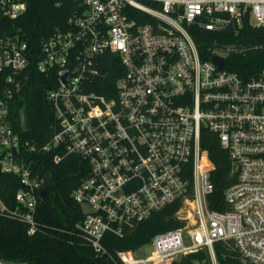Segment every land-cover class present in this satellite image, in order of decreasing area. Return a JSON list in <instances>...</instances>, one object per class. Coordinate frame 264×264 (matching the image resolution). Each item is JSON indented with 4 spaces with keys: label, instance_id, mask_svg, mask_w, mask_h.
Masks as SVG:
<instances>
[{
    "label": "built area",
    "instance_id": "obj_1",
    "mask_svg": "<svg viewBox=\"0 0 264 264\" xmlns=\"http://www.w3.org/2000/svg\"><path fill=\"white\" fill-rule=\"evenodd\" d=\"M26 6V0H0V20ZM245 21L264 25V0H79L65 25L41 40L36 60L19 33L1 35L0 171L19 177L11 213L27 232L37 229L45 179L21 150L50 154L55 163L76 154L87 172L72 197L89 211L75 228L97 254L108 255L105 233L123 237L171 206L179 225L118 250L121 264H172L199 250L218 264L219 241L242 264H264V66L230 69L226 57L246 47L221 42L228 33L238 35ZM195 26L217 33L213 56L222 58L221 66L200 56ZM105 54L121 66L113 86L105 80ZM31 63L57 82L47 93L55 130L41 144L22 139L10 118ZM203 129L215 133L236 173L223 191L222 209L210 206L214 165L201 146ZM0 264L28 263L0 258Z\"/></svg>",
    "mask_w": 264,
    "mask_h": 264
},
{
    "label": "trees",
    "instance_id": "obj_2",
    "mask_svg": "<svg viewBox=\"0 0 264 264\" xmlns=\"http://www.w3.org/2000/svg\"><path fill=\"white\" fill-rule=\"evenodd\" d=\"M79 0H26L24 12L15 18L1 17L0 36L19 33L38 58L41 40L52 34L56 27L64 26L67 18L77 9ZM200 56L209 59L214 54L217 33L199 26L192 29ZM264 25L252 26L247 21L238 35L227 34L221 42H241L246 47L243 52L231 53L225 65L238 71L255 72L264 66ZM225 37V36H224ZM108 60L103 64L105 80L110 85L121 72L117 57L105 54ZM57 84L52 74L45 76L31 63L22 89L11 101L10 118L13 128L22 139L44 143L55 130L56 119L53 104L47 96L48 90ZM105 92L102 88H95ZM112 87V94H113ZM201 146L208 151L214 168L211 180L214 184L210 206L222 209L223 191L235 182L236 173L232 172L231 161L226 149L219 144L215 133L208 129L201 131ZM32 171L41 174L46 190L44 197L38 198L35 213L37 229L33 234L27 232V224L11 212L16 209V191L21 187L19 177L13 173L0 171V200L5 211L0 212V258L26 261L28 264H121L116 252L136 248L149 241L158 231L177 227L179 223L171 216V206L153 213L127 231L123 237L105 233L102 243L107 254H97L80 236L75 228L83 214L80 204L72 197L73 189L87 172V164L76 154H67L55 163L50 154H28L21 150ZM219 203L216 204L214 199ZM218 264H242L237 253L223 241L214 244ZM172 264H211L207 251L188 253L174 260Z\"/></svg>",
    "mask_w": 264,
    "mask_h": 264
},
{
    "label": "water",
    "instance_id": "obj_3",
    "mask_svg": "<svg viewBox=\"0 0 264 264\" xmlns=\"http://www.w3.org/2000/svg\"><path fill=\"white\" fill-rule=\"evenodd\" d=\"M263 38H264V36H263ZM211 59H212V61L217 63L219 66L222 65V58H220L219 56L214 55V56H212ZM10 150L15 154V156H18V153L15 151L14 147L11 148ZM45 192H46L45 188H42L41 190L38 191V194L41 197H44ZM80 210H81L82 213L86 214L89 211V206L86 205L85 203H80Z\"/></svg>",
    "mask_w": 264,
    "mask_h": 264
}]
</instances>
